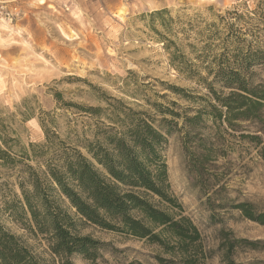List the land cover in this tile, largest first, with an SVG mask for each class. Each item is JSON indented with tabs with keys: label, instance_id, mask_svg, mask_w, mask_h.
Wrapping results in <instances>:
<instances>
[{
	"label": "rangeland",
	"instance_id": "rangeland-1",
	"mask_svg": "<svg viewBox=\"0 0 264 264\" xmlns=\"http://www.w3.org/2000/svg\"><path fill=\"white\" fill-rule=\"evenodd\" d=\"M16 2L23 17L0 27V149L14 159H0L2 224L47 264H60L6 208L18 204L27 166L43 170L65 146L85 153L84 144L120 135L136 118L154 125L165 118L168 192L201 233L209 252L201 264H226L222 254L235 240L233 264H264V225L232 208L248 202L264 211V158L241 137L264 141V107L261 123L234 126L213 119L208 107L216 103L210 87L228 92L219 71H239L249 86L264 81V61L243 63L264 56V0ZM197 111L200 121L188 125ZM76 227L106 245L96 259L75 255L73 264H163L155 256L166 257L144 240L80 220Z\"/></svg>",
	"mask_w": 264,
	"mask_h": 264
},
{
	"label": "trees",
	"instance_id": "trees-1",
	"mask_svg": "<svg viewBox=\"0 0 264 264\" xmlns=\"http://www.w3.org/2000/svg\"><path fill=\"white\" fill-rule=\"evenodd\" d=\"M253 59L264 61V56L245 57L244 65ZM217 76L228 92L217 94L210 87L216 102L208 103L212 118L229 126L246 120L261 123L264 81L249 86L245 77L233 69L219 71ZM166 113L178 115L172 110ZM201 117L202 112L197 111L185 120L195 126ZM161 121L154 125L148 118H136L120 135L84 144L85 153L65 146L56 158L45 161L43 170L27 166L25 177L19 182L18 204L6 208L15 220L21 221L22 228L45 240L49 254L60 264H73L75 255L94 260L99 249L106 245L90 235H80L78 220L156 246L166 255L155 256L159 263L201 264L209 255L201 233L168 192L160 147L169 130L163 125L165 118ZM241 137L250 138L260 147L259 153L264 158V141L259 135L241 134ZM0 159L4 163L14 162L2 149ZM205 161L206 153L198 154L199 166ZM154 197L165 207L154 203ZM232 208L264 225V211L254 212L252 204L238 202ZM238 241L227 242L222 254L226 264H233L230 251ZM0 264L47 263L0 221Z\"/></svg>",
	"mask_w": 264,
	"mask_h": 264
},
{
	"label": "built area",
	"instance_id": "built-area-1",
	"mask_svg": "<svg viewBox=\"0 0 264 264\" xmlns=\"http://www.w3.org/2000/svg\"><path fill=\"white\" fill-rule=\"evenodd\" d=\"M23 17V11L16 0H0V27L12 25Z\"/></svg>",
	"mask_w": 264,
	"mask_h": 264
}]
</instances>
